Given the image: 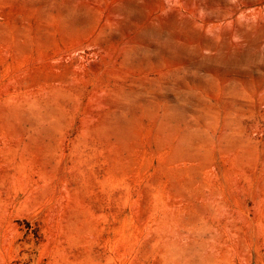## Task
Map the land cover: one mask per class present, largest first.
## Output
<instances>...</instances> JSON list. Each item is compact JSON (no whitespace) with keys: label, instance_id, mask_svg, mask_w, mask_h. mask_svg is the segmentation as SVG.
<instances>
[{"label":"rangeland","instance_id":"obj_1","mask_svg":"<svg viewBox=\"0 0 264 264\" xmlns=\"http://www.w3.org/2000/svg\"><path fill=\"white\" fill-rule=\"evenodd\" d=\"M0 264H264V0H0Z\"/></svg>","mask_w":264,"mask_h":264}]
</instances>
